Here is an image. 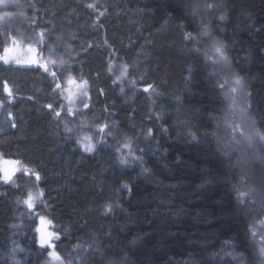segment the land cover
<instances>
[{"label":"trees","instance_id":"trees-1","mask_svg":"<svg viewBox=\"0 0 264 264\" xmlns=\"http://www.w3.org/2000/svg\"><path fill=\"white\" fill-rule=\"evenodd\" d=\"M16 2L0 56L12 33L61 61L136 156L124 164L112 137L84 149L55 117L53 76L0 60V153L40 174L63 263L264 264V141L245 138L264 134V0ZM2 185L0 264H43L35 221Z\"/></svg>","mask_w":264,"mask_h":264},{"label":"rangeland","instance_id":"rangeland-1","mask_svg":"<svg viewBox=\"0 0 264 264\" xmlns=\"http://www.w3.org/2000/svg\"><path fill=\"white\" fill-rule=\"evenodd\" d=\"M16 4L14 0L8 3V6L5 7L4 4H0V16L4 14L1 11H10L11 8L15 7ZM11 13V12H10ZM6 21H0V26ZM9 37H15L12 33L7 35V42L3 45V47L12 48V41ZM17 45L16 47L8 53L10 64L22 65L23 63H30L29 59L32 56H37V67L43 68L45 71H48L52 76L55 85H59L58 90L61 93V97L64 100V105H60L57 109H55V117L60 119L62 122V127L67 131V133H72L73 136L77 138V140L81 143L84 149L91 148L93 149L95 143L97 141H101L102 139H106L107 137H112L115 139L118 147L120 148V157L124 164L135 162L136 156L133 153H129V150L132 148L131 138L124 137L120 135V132L116 131V126L113 123H110L105 118L100 117L96 113H92L89 111L88 107L85 108L84 105L88 102V85L86 82L81 81L73 77L68 71L62 67V62L58 61V63L53 64L52 61H49L47 57L41 56L40 51L37 45L33 43H23L22 39L16 38ZM31 47L32 51H29ZM4 54V52H3ZM2 54V55H3ZM56 54L51 52V57L53 58ZM56 70V75H53ZM109 72L112 75L114 81L118 84L121 90L126 87L134 85V82L129 78L128 69L124 62L119 59L117 56H112L109 61ZM144 91L148 94L152 95L154 92L153 87L145 86L142 87ZM1 104V102H0ZM59 113V115H57ZM103 128V133L100 132V129ZM123 135V134H122ZM220 142L225 145V138H222ZM230 143H227L224 147L226 149H230ZM254 157V156H253ZM256 157V156H255ZM254 157V158H255ZM4 161H8L9 163L5 164ZM5 169L8 170L9 173L13 172L12 180L10 182H5L3 176L5 174ZM25 171L31 173V175H25ZM35 171L32 168L23 165L20 162H16L10 159H6L0 153V174L4 185L12 187V191H15L16 200L19 201L22 211L26 213L27 216L31 218V220L35 221V231L37 228H40L41 231L46 235L48 232H55L53 229L52 223H49V220L45 216L44 210H42L43 204V192L40 188V181H35ZM29 193L33 196L32 203L34 204V209L30 210L25 200L28 199ZM14 196V195H13ZM29 212V214H28ZM44 217V222L41 223L39 217ZM37 233V241L39 243L40 233ZM56 240H53V243L56 244ZM41 246V244L39 243ZM44 250V259L42 260L43 264H64L61 258V255L55 249V251L60 256V261H56L53 257L48 255L49 251L52 249L47 246ZM48 250V251H47ZM20 259L14 261L13 264H19Z\"/></svg>","mask_w":264,"mask_h":264},{"label":"snow or ice","instance_id":"snow-or-ice-1","mask_svg":"<svg viewBox=\"0 0 264 264\" xmlns=\"http://www.w3.org/2000/svg\"><path fill=\"white\" fill-rule=\"evenodd\" d=\"M9 2H12V0H0V4H4L5 7L8 6V3H9ZM207 6H208V7H211V5H207ZM16 7H20V5H19L18 2H16ZM21 14H22V13H21ZM11 16H12V13H10V12H5L3 16H0V21H3V20H5L6 18H9V17H11ZM4 28H5V31L7 32V24L4 25ZM9 38H10L11 41H12V48H8V47H6V48L4 49V54H3L2 56H0V60H3L5 63H8V62H9V56H8V53H9L10 51H12V50L16 47V45H17V40L15 39V37H9ZM189 38H191V37H189ZM29 51H32L31 47L29 48ZM215 51H216L217 54H219V55H221V56L223 57V50H222L221 47H216V48H215ZM225 59H226V58H225ZM53 75H55V73H53ZM236 83H240V81L237 80ZM57 87H59V85H57ZM5 89L7 90V84H5ZM146 91H147V89H146ZM233 91H235V89H233ZM10 94H11V93L9 92V95H10ZM49 107H51V105H50ZM84 107L87 108L88 105L85 104ZM57 115H59V113H57ZM103 131H104V129L101 128V129H100V132L103 133ZM253 136L259 137L260 140L264 141V134L258 132L257 130H255V129L253 128L252 131L249 132V133L246 135V137H245V138L249 141V144H250V145H251V142H252V140H253ZM237 143H238V141H237ZM87 150H88V151H91L92 149H91V148H88ZM4 163L7 164V163H9V162H8V161H4ZM4 171H5V174H4V176H3L4 181H5V182H10V181L12 180V175L14 174V171H15V170L13 171V173H9L7 169H5ZM25 175H31V173L25 171ZM40 180H41V176H40V174H39V173H35V181H36V182H39ZM32 201H33V196H32L31 193H29V195H28V199L25 200L24 203L27 204V206H28V208H29L30 210L34 209V207H35L34 204L32 203ZM39 219H40V222H41V223L44 222V217H43V216H40ZM49 223H51V222L49 221ZM36 231H37L38 233H40L39 243L41 244V246H47L48 248L52 249V251H49V252H48V255L51 256V257H53L54 260H56V261H60V256H59L58 253L55 251V249H56V244L53 243V240H55V239H59L57 233H55V232H48V233L45 235V234L41 231L40 228H37ZM254 234H255V233H254ZM260 252H261V255H264V247H262V248L260 249Z\"/></svg>","mask_w":264,"mask_h":264},{"label":"water","instance_id":"water-1","mask_svg":"<svg viewBox=\"0 0 264 264\" xmlns=\"http://www.w3.org/2000/svg\"><path fill=\"white\" fill-rule=\"evenodd\" d=\"M30 63H23V66L25 67H29V68H36L37 67V61H38V57L37 56H32L30 58H28ZM13 173V172H11Z\"/></svg>","mask_w":264,"mask_h":264},{"label":"bare ground","instance_id":"bare-ground-1","mask_svg":"<svg viewBox=\"0 0 264 264\" xmlns=\"http://www.w3.org/2000/svg\"><path fill=\"white\" fill-rule=\"evenodd\" d=\"M42 249H43V247H41ZM45 248V247H44ZM44 250V249H43ZM36 251V250H35ZM38 251H40V250H38ZM45 251V250H44ZM48 251V250H47ZM46 252V251H45ZM47 253V252H46ZM36 254H39V253H37V251H36ZM40 254H42V252L40 253ZM43 254H44V252H43ZM45 255V254H44ZM44 257V256H43ZM40 258V257H39ZM29 259V258H28ZM31 259H33V258H31ZM32 261H34V260H32ZM39 261V260H38ZM27 262H30V261H27ZM35 262V261H34Z\"/></svg>","mask_w":264,"mask_h":264}]
</instances>
